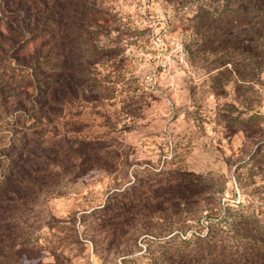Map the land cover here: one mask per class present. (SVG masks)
I'll list each match as a JSON object with an SVG mask.
<instances>
[{"label": "rangeland", "instance_id": "374dc122", "mask_svg": "<svg viewBox=\"0 0 264 264\" xmlns=\"http://www.w3.org/2000/svg\"><path fill=\"white\" fill-rule=\"evenodd\" d=\"M37 1L63 16L65 46L50 65L64 64L78 86L95 62L108 102L95 108L80 89L84 105L64 109L63 90L53 98L30 69L49 47L19 51L7 38L10 21L41 4L0 0V175L10 180L0 188V264H169L171 236L217 244L228 264L252 252L264 226V48L243 63L224 45L195 46V8L179 0ZM86 16L95 35L80 33ZM144 171L205 181L187 194L192 212L161 194L153 208L109 212L132 188L156 191Z\"/></svg>", "mask_w": 264, "mask_h": 264}, {"label": "trees", "instance_id": "16d2710c", "mask_svg": "<svg viewBox=\"0 0 264 264\" xmlns=\"http://www.w3.org/2000/svg\"><path fill=\"white\" fill-rule=\"evenodd\" d=\"M32 2L35 4L36 9L40 6L37 4H41L42 9L39 12H34V15H30L29 18H25L23 21L18 20L15 23H13V20L10 21L11 24H8L6 29L8 33L7 38L12 40L14 45L18 44L19 51L30 44H35L36 53L38 47L40 50L49 47L47 54L42 55V53H38V59H34L33 65H31L32 68L30 69L38 71L39 75L43 76L41 84L46 91L50 90L52 92L51 96L53 98H56V88L63 90L62 100L64 103L61 106L68 110V112L73 108L84 105L82 94L86 92L91 95L92 102L96 104L94 105L96 106L95 108L106 104L108 98L99 95L108 93L109 85L100 79L97 80L95 62H86L84 68L82 66L81 79L78 86L70 85L69 82L74 80L69 78L71 75H66L67 68H65L64 64L59 66L50 65L52 54L60 57L61 51H63L65 46V42H63L65 40L63 36L65 32L62 30L58 31V28L63 27V16L58 13L53 3H40L37 0H32ZM179 2L181 6L190 4L195 8L194 29L197 35V40L194 42L195 46H199L200 44L202 46L203 43L209 45L221 44L226 47L228 50L227 55L231 59L238 58L243 63H252L257 58L259 59L255 54V50L260 47L264 48V0H179ZM80 20L83 26V15H80ZM84 24H86V29L83 31L82 28V32L80 33L83 35V32H85L87 36L95 35L96 31L92 30L91 27L96 25L94 19L86 16L84 17ZM29 27H32L33 30L32 32H26V34L31 35V37L25 36L24 33ZM2 37L4 36L0 33V39ZM63 68L65 71H63ZM46 69L53 70V72L49 76H45L46 72L44 73V71ZM86 82H92L93 84L85 86ZM80 89L82 94H80ZM130 101H134V99L128 100V102ZM60 102L62 101H55V103ZM135 104V102H132V108ZM59 114H63L62 110H60ZM72 122L75 123L77 121L72 120ZM20 145L21 142L17 140L13 144L15 148L12 150H17ZM8 162L11 164V161ZM169 171H144L148 180L153 179L159 183V187L155 189L156 191L151 192L148 188L141 189L138 187L140 189V196H137L135 193L136 188H132L130 192L121 193L117 198L110 201L109 212H130L137 205L153 208L154 205L159 203L157 200L161 194L162 199H165L166 204L170 207L175 202L180 203L181 207L187 208L184 211L190 214L192 210L189 208L193 201H189L187 194L193 188L200 189L204 186L205 181L200 178L196 181L188 180L186 177L188 175L183 174L181 171H174V173H170ZM9 182L10 180L7 175H0V188L8 185ZM103 220L108 222L112 219L103 217ZM241 237H245L244 240L250 239L248 238L250 236L247 235H242ZM256 237L264 239V226L257 229ZM170 238L171 240L168 241L169 244L167 245H174L177 247V251L172 253V256L167 259L169 264H192L195 263L198 256H201V260L206 264L214 262H220L221 264L230 263L223 256L226 253L225 250L222 247L216 246L217 244L211 246L210 244L203 243L200 239H187L186 236L183 237L184 239L174 236ZM198 238L200 237L198 236ZM263 239H260L257 245L254 244L252 252L243 255L240 259L243 264H264ZM212 258H215V260L212 261ZM240 261L233 259L231 264H241Z\"/></svg>", "mask_w": 264, "mask_h": 264}]
</instances>
